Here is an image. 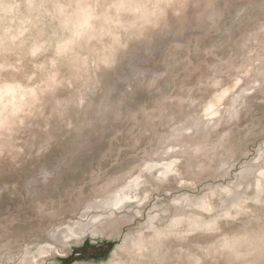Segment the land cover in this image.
Instances as JSON below:
<instances>
[{"label": "rangeland", "instance_id": "obj_1", "mask_svg": "<svg viewBox=\"0 0 264 264\" xmlns=\"http://www.w3.org/2000/svg\"><path fill=\"white\" fill-rule=\"evenodd\" d=\"M262 161L264 0H0V264H264Z\"/></svg>", "mask_w": 264, "mask_h": 264}, {"label": "snow or ice", "instance_id": "obj_2", "mask_svg": "<svg viewBox=\"0 0 264 264\" xmlns=\"http://www.w3.org/2000/svg\"><path fill=\"white\" fill-rule=\"evenodd\" d=\"M262 163H264V161H262ZM261 196L264 197V191L261 192ZM203 207H204V210L205 211H208L210 214L212 213V210L208 207V205H207L206 202L204 203ZM206 228L209 231H215L216 230V227H215V224L214 223L213 224L206 225Z\"/></svg>", "mask_w": 264, "mask_h": 264}]
</instances>
